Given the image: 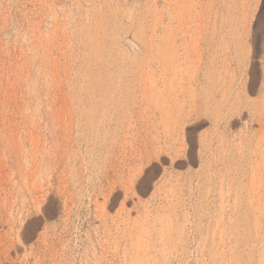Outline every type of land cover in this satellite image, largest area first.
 <instances>
[{"label": "rangeland", "instance_id": "1", "mask_svg": "<svg viewBox=\"0 0 264 264\" xmlns=\"http://www.w3.org/2000/svg\"><path fill=\"white\" fill-rule=\"evenodd\" d=\"M0 264H264V0H0Z\"/></svg>", "mask_w": 264, "mask_h": 264}, {"label": "bare ground", "instance_id": "2", "mask_svg": "<svg viewBox=\"0 0 264 264\" xmlns=\"http://www.w3.org/2000/svg\"><path fill=\"white\" fill-rule=\"evenodd\" d=\"M133 43V42H132Z\"/></svg>", "mask_w": 264, "mask_h": 264}]
</instances>
